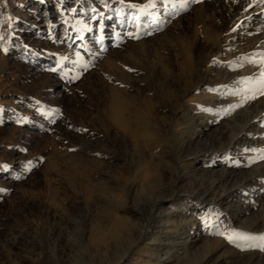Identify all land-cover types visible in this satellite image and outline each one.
I'll return each instance as SVG.
<instances>
[{"label": "rangeland", "instance_id": "obj_1", "mask_svg": "<svg viewBox=\"0 0 264 264\" xmlns=\"http://www.w3.org/2000/svg\"><path fill=\"white\" fill-rule=\"evenodd\" d=\"M263 7L249 9L245 0H0V44L10 49L0 51V264H157L165 257L197 264L202 255L191 253L188 239L200 233L199 246L226 240L217 230L259 243L264 97L227 115L221 109L237 103L230 93L244 89L245 78H259L264 42L245 23ZM137 23L140 38L132 39L127 33ZM77 52L87 72L74 63ZM204 93L211 99L192 100ZM188 116L194 126L178 135ZM170 157L179 167H165ZM230 190L239 203L227 198ZM225 242L237 254L220 250L207 264H264V251Z\"/></svg>", "mask_w": 264, "mask_h": 264}, {"label": "snow or ice", "instance_id": "obj_2", "mask_svg": "<svg viewBox=\"0 0 264 264\" xmlns=\"http://www.w3.org/2000/svg\"><path fill=\"white\" fill-rule=\"evenodd\" d=\"M77 2H79V0H77ZM182 2H184L185 4L187 2H190V0H182ZM257 2L264 4V0H257ZM120 3L123 4L124 0H120ZM129 7H137V5L135 4H129ZM153 7L155 6L154 4L152 5ZM254 4H250L249 5V9H251L252 7H254ZM72 11L74 12L75 9H72ZM93 11L95 12V9H93ZM121 13L117 12L116 15L119 16ZM61 15H63V13H61ZM103 15V14H101ZM91 19L95 20L97 19V17L95 15H93L91 17ZM135 20L138 22L140 20V16L137 15L135 17ZM153 23H156L155 18H153ZM11 27V26H10ZM87 31H92L93 29L90 26L85 25ZM139 28L140 25L139 23H137V32H128L127 35L132 38V39H139L140 35H139ZM102 31V29H101ZM146 35H150L151 33H145ZM97 39V43H99L101 45V47H103V40H104V36L101 35L99 37L96 38ZM3 40V36H0V41ZM25 50H28V45H24ZM9 47H5L3 44H0V51H3L4 53H7L9 51ZM77 56V60L74 61V63H78L80 65V67L83 69L84 72H87L89 70V64L85 63L83 61V59L81 58V55L79 52L76 53ZM62 59H67L66 57H62ZM250 63H257L256 61H250ZM59 64V62H58ZM259 65H261V67L259 68V78L253 76V77H249V78H245L244 83L246 85V87L242 90H237V91H233L232 93H230L231 96L233 97H239V100L237 101L236 104H230L228 108H222L221 111L224 112L225 115L228 114L229 110L232 108H238L240 106H242L243 104L255 101L258 97H264V59H261L259 61ZM129 72L134 71V69L132 68H128L127 69ZM51 72L55 73L57 71V68H51L50 69ZM71 79H79V75L72 77ZM70 82V81H69ZM120 87H125V85L121 84ZM209 91H216V89H209ZM39 101H37V105H39ZM5 111V108L0 107V112ZM202 111H206V112H212L213 109L211 108H204L202 109ZM215 114H219V113H215ZM24 117H18L17 118V122L18 123H24L25 122ZM3 121H0V123H2ZM55 123V122H54ZM20 151H25V149L21 148ZM245 151H248L247 149ZM255 151V150H253ZM262 153H264V149L260 150ZM225 160L231 159L230 157H228L227 155H225L224 157ZM260 159L264 160V154L260 155ZM31 161H28V164L31 165ZM233 164H236L237 162L235 160L232 161ZM25 170H28L27 168ZM17 180L20 179V176H16L15 177ZM5 189L4 188H0V192H4ZM204 218H202L203 220ZM206 227H212L211 225H208L206 223ZM227 232V235H226ZM216 235H219L221 237H224L228 243L234 245L235 247L241 249V250H260V251H264V235L259 237L260 242L257 243L256 240L257 238L254 236L249 235L248 233L245 232H240V231H219L217 230L215 232Z\"/></svg>", "mask_w": 264, "mask_h": 264}, {"label": "bare ground", "instance_id": "obj_3", "mask_svg": "<svg viewBox=\"0 0 264 264\" xmlns=\"http://www.w3.org/2000/svg\"><path fill=\"white\" fill-rule=\"evenodd\" d=\"M245 1H247V5H248V7H249V5L250 4H254L255 6L257 5V0H245ZM253 8V7H252ZM252 13H254V14H257L256 16H254V17H252V21L253 22H248L247 21V23H245L246 24V26H256L257 27V29H256V35H255V38H256V40H257V42L260 44V45H262V43L264 42V7L261 9V10H254V12H252ZM257 23V24H256ZM245 26V25H244ZM238 40H240V37H238L237 38ZM238 40H236L235 42L236 43H238ZM241 43V42H240ZM255 43V42H254ZM210 45V44H209ZM214 45V44H213ZM208 46V45H207ZM257 46V45H256ZM210 48V47H209ZM208 48V49H209ZM211 49V48H210ZM206 56V55H205ZM205 72V71H204ZM207 73V72H206ZM202 75V74H201ZM164 85V84H163ZM198 85V84H197ZM109 87V86H108ZM104 89V88H103ZM105 90V89H104ZM211 94V93H210ZM209 93H204V94H199V95H195V97H193V99L192 100H194V101H196V102H200V101H203L205 98H210L211 99V95H210ZM177 97V96H176ZM183 97V96H182ZM181 96H180V98H182ZM186 98V97H185ZM179 99V98H178ZM190 99V100H191ZM182 100V99H181ZM187 100V99H186ZM191 100V101H192ZM189 101V100H188ZM173 102V101H172ZM175 102V101H174ZM112 103L114 104V102L113 101H111V105H112ZM177 103V102H176ZM170 104V103H169ZM175 104V103H174ZM172 105V104H171ZM113 106V105H112ZM179 106V105H178ZM121 107V106H120ZM111 108H113V107H111ZM110 108V110H112ZM115 108V107H114ZM113 108V109H114ZM173 108V107H172ZM109 110V109H108ZM174 110V109H173ZM177 111V110H176ZM175 111V112H176ZM115 112V111H114ZM109 113V112H108ZM118 113V112H117ZM116 113V114H117ZM174 113V112H173ZM118 114H120V113H118ZM154 114H156V113H154ZM161 114V113H160ZM172 114V113H171ZM109 115H110V113H109ZM162 115V114H161ZM258 115V114H257ZM119 116H122V115H119ZM159 116V115H158ZM164 116V115H163ZM173 116H174V114H173ZM112 116L110 115V118H111ZM117 117V116H116ZM123 117V116H122ZM121 117V118H122ZM189 117V116H188ZM256 117V115H254L252 118H255ZM120 118V117H119ZM193 118L194 117H189L188 118V125H187V123H186V126H187V128H185V129H180L179 131H178V135H182L183 133H188L189 132V129L192 127V126H194V120H193ZM115 119V118H114ZM167 119V118H166ZM113 120V119H112ZM117 119H115V121H116ZM185 120V121H186ZM204 120H206V122L207 123H211V122H213V123H215L214 121V118H213V120H211L209 117L208 118H205ZM120 121H124V120H121L120 119ZM182 121V120H181ZM186 121V122H187ZM117 122V121H116ZM199 122V121H198ZM118 123V122H117ZM121 123H123L124 124V122H121ZM170 123V122H169ZM173 123V122H172ZM183 123V122H182ZM120 124V123H119ZM166 126V125H165ZM177 126V125H176ZM173 127V126H172ZM179 128V127H178ZM172 129V128H171ZM164 130H165V128H164ZM161 131V130H160ZM168 131V130H167ZM170 131V130H169ZM177 131V130H176ZM162 132V131H161ZM237 132V131H236ZM232 133L230 136H229V141H231V140H233L235 137H236V135H237V133ZM167 133V132H166ZM173 133V132H172ZM194 133V132H193ZM200 133H201V131H200ZM191 134V133H190ZM176 135V134H175ZM184 135V134H183ZM182 135V136H183ZM188 135H189V133H188ZM195 135V134H194ZM162 136V135H161ZM164 136V135H163ZM153 137H154V135H153ZM171 137V136H170ZM172 137H174V136H172ZM186 137V136H185ZM164 138V137H163ZM192 138H194V136H190V140L188 141V144H190V142L192 141ZM168 139V138H167ZM177 139H178V137H177ZM179 139H182V138H179ZM173 139L171 138V141H172ZM184 140H188L187 138L185 139L184 138ZM236 141V140H235ZM166 142H168V141H166ZM232 142V141H231ZM176 143V142H175ZM175 143H173V144H175ZM187 143V142H186ZM230 143V142H229ZM178 143H176L175 145H174V147L177 145ZM206 144V143H205ZM203 145V147L202 148H200V149H198L197 151H193L192 153H191V155H193V159H195V158H198L199 156H201V155H204V151H205V147H206V145ZM248 144V143H247ZM171 145V144H170ZM179 146V145H178ZM169 147V146H168ZM171 147H173V146H171ZM207 148V147H206ZM174 149V148H173ZM171 150V152L173 153V151H172V149H170ZM170 152V153H171ZM181 152V151H180ZM180 152H176L174 155H176L177 154V156L180 154ZM154 153V152H153ZM226 154H229V152L227 151V153ZM181 156H182V154H181ZM190 156V155H189ZM152 158V157H151ZM174 158V157H173ZM175 159H176V157H175ZM180 159H181V157H180ZM186 159V158H185ZM177 160V159H176ZM182 160V159H181ZM169 161H171V157L170 158H168V160H163V163L165 164V167L166 168H171V169H175V168H177V167H179V165H177L176 164V162H169ZM175 161V160H174ZM178 161V160H177ZM220 161H223V159H220ZM181 162V161H180ZM224 162V161H223ZM149 163H151L150 161H149ZM185 164H183V165H188L189 166V164L191 163L190 161L189 162H184ZM147 164V163H146ZM227 164V163H226ZM149 165V164H148ZM182 165V166H183ZM147 166V165H146ZM149 166H152V165H149ZM190 167V166H189ZM148 169V168H147ZM154 169V168H153ZM182 170V169H181ZM149 171V170H148ZM147 171V172H148ZM152 171V170H151ZM232 172H233V174H234V176H236L237 174H236V170H232ZM147 174V173H146ZM152 174H153V171H152ZM150 175V174H149ZM148 175V176H149ZM240 175V174H239ZM238 177V176H237ZM145 178V177H144ZM147 178V177H146ZM149 178V177H148ZM232 178V177H231ZM101 183V182H100ZM99 189H98V191L100 192V193H102L103 194V191H104V187L101 185V184H99V187H98ZM213 190V189H212ZM233 190V189H232ZM232 190H230L229 191V193H228V195H229V197H227V198H230V195H231V198L230 199H232V200H234V203L235 204H237V203H239L240 202V199H239V197H237V196H233V195H235V193H233L234 191H232ZM211 191V190H210ZM252 191V190H251ZM254 191V190H253ZM215 192V191H214ZM230 192H232V193H230ZM209 193L210 192H206V191H204L203 193H202V198H206L207 196H209ZM237 194V193H236ZM111 195V194H110ZM109 195V196H110ZM111 198V197H110ZM226 198V199H227ZM225 198H223L221 201H220V204L222 205H224L226 202H224L225 200H224ZM204 200V199H203ZM233 203V202H232ZM252 207V206H251ZM148 208H149V210H151V209H153V203L152 202H150L149 203V205H148ZM238 208V207H237ZM236 208V209H237ZM250 210V209H249ZM242 213V212H241ZM239 216V215H238ZM230 220L231 221H237V220H239V218H237L236 216H234V215H231V218H230ZM230 221V222H231ZM164 224V223H163ZM230 224V223H229ZM151 225V224H150ZM162 225V224H161ZM156 226H159V225H156ZM177 226V225H176ZM155 227V226H154ZM156 228V227H155ZM200 233H198V235H194V236H192L191 238H189L188 239V243H189V247L190 248H192V250H193V252H191V253H193V255H202V258H201V260H200V262L199 263H197V264H207L208 263V260L210 259L211 260V258L213 257V255L214 254H216L217 252H219L220 250H223V251H226V252H228V253H230L232 256L234 255V254H237V252H235L234 250H231V248L229 247V246H227V243L225 242L226 240H224L223 242L221 241V240H219V239H206V241L202 244V246H199L198 244H197V242H199L201 239H202V237H201V235H199ZM208 234V233H207ZM141 236V233L138 235V238ZM141 238V237H140ZM158 238V237H157ZM225 239V238H224ZM223 240V239H222ZM194 242V243H193ZM225 242V243H224ZM171 243V242H170ZM186 243V242H185ZM169 244V243H168ZM191 244H193V245H191ZM175 245V244H174ZM235 247V246H234ZM235 249V248H234ZM200 250V251H199ZM238 251V250H237ZM195 253V254H194ZM174 254V253H173ZM229 254V256H231ZM192 255V254H191ZM249 255V254H248ZM261 260V259H260ZM188 262L190 263L191 261L189 260V261H187V262H185V261H180V262H178L177 264H188ZM157 264H172V261L168 258V257H165V258H163V259H157Z\"/></svg>", "mask_w": 264, "mask_h": 264}]
</instances>
